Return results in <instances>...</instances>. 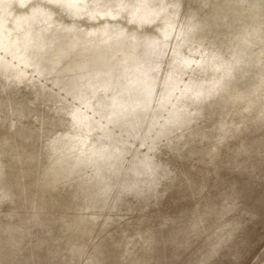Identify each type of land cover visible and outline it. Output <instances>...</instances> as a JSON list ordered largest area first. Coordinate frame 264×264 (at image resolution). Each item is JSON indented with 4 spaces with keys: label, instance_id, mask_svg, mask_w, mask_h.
Here are the masks:
<instances>
[{
    "label": "rangeland",
    "instance_id": "1",
    "mask_svg": "<svg viewBox=\"0 0 264 264\" xmlns=\"http://www.w3.org/2000/svg\"><path fill=\"white\" fill-rule=\"evenodd\" d=\"M140 1L85 0L83 10L67 13L75 1L0 0V60L16 67L0 74V264H264V78L226 107L241 113L258 91L256 105L235 116L234 127L218 125L225 94L261 63L234 73L214 95L180 105L176 97L197 76L207 45H189V66L169 93L164 83L180 27L173 25L155 57L148 49L154 40L136 17L156 5ZM184 26L196 30L195 21ZM46 37L61 49L140 48L124 59L118 97L102 91L83 102L50 69H34L10 48L29 38L43 52L52 46ZM27 94L63 124V144L48 141L51 162L62 166L48 184L40 175L52 178L49 163L14 159L17 145L43 143L34 136L48 122ZM181 113L187 123L162 129ZM131 171L145 180L130 179ZM71 184L83 197L66 189Z\"/></svg>",
    "mask_w": 264,
    "mask_h": 264
},
{
    "label": "bare ground",
    "instance_id": "2",
    "mask_svg": "<svg viewBox=\"0 0 264 264\" xmlns=\"http://www.w3.org/2000/svg\"><path fill=\"white\" fill-rule=\"evenodd\" d=\"M183 8H184L183 10L184 16L190 12H195L196 15V21L198 25H197V31H194L192 34V39L195 40L193 42L199 44L205 43L208 46L212 45L211 48L212 47L216 48L214 50L217 51L214 52L215 57H222V59L226 58L227 61H229V65H232V67H234L233 65L236 66L237 64L238 66L241 63L245 64L246 61L248 60L249 61L253 60L254 57L256 56L255 54H258L259 57H262L261 68L257 72L249 74L246 78H244L241 81L237 89L225 94V96L223 97V105L220 107L222 114L218 118V125L220 131L228 128L229 126L234 127L233 125H235V118H236L235 116L240 115L242 112L247 113L249 111L248 107H253L254 105H256L255 103H257L256 102L257 100L254 99V95L258 91L252 94L250 101L248 102V105H246L243 108L241 113L233 112V111L231 113V110L228 107H226V105L227 104L230 105L231 103L238 100L237 98L238 95L236 94L237 92L240 91L244 92L253 89V87L258 84L257 82L260 79L262 80L264 78V0H186V3L183 6ZM28 23L31 24H29L30 27L28 28L26 37L29 34L28 33L29 29L33 25V20L32 22L28 21ZM182 31L185 32L184 42L186 43V37H187L186 33L188 34V31L186 32L185 27ZM26 44L22 39V42L20 43L21 48H16L13 46H10V48H15L13 52L16 56L25 55V58L27 60L33 62L35 58L33 56H29L27 53V50L30 52L33 51V47H32L33 42L31 41V39L26 38ZM105 47L107 46H101L99 48L102 49L101 51V53H103L102 57H105L106 54L107 57H105L106 59H103L101 56L97 57L99 58L98 62L100 63V65H96V66L94 65L95 68L93 69V73H89L88 75L85 72L83 73L81 72L79 74L83 77V79H88V81L91 79L99 78L98 80L96 79L97 81L93 83L94 86H98L99 88L102 86V87H106L107 88L106 90H108L109 88L110 90L112 88L121 90L122 88L121 82H123L122 79L124 74L121 73V71L117 72V69L120 70L119 66L122 65V61L121 62L112 61L111 60L112 57L108 55L113 51V47L108 46L109 47L108 49H105ZM67 49L69 52L70 49L68 47L66 48V50ZM220 49H222V51ZM88 52L92 53L93 51H88ZM34 53H38V49L35 50ZM113 53H116V50L113 51ZM69 54L71 56V54L73 55V52ZM66 59H67L66 56H62V58L57 59V61L61 62L63 65ZM206 62L207 63L213 62L212 56L209 53L206 54ZM65 70L66 73L67 71L70 73L67 74L68 77L66 76L65 77L66 79L70 78L71 80L72 79L71 76H74L76 74V73H74L73 75L71 74V72L74 69L72 70L66 68ZM76 81L78 80L76 79ZM29 97L30 99L28 101V104L31 106V109L33 110L35 109L36 111L45 113L44 115L45 118H48L49 120L47 119L48 122H46L44 125L46 130L40 132V135L34 136V137H42L43 143L39 147L36 146L34 148L33 147L27 148L25 147L24 144L17 145L14 148V154H15L14 159L20 162L29 159L32 165L34 164L39 165L41 160L43 161L42 166L44 163L45 164L49 163L48 164L49 172L46 173H49V176H52V178H45L42 172L40 175V177H42L40 178V182H43L44 180L43 183L48 184L49 180L50 181L54 179L56 180V177L54 176L56 173L62 171V169L59 168L62 166H57V164L51 162V159L49 157V152L47 150V145H48V141L50 142L52 141V143L53 142L55 143L56 141L62 142L60 137L63 131V127H62L63 124L59 123V125L56 126L55 122L57 120V117H55L53 114H52L53 116L49 115L45 111V109L40 108L42 106L39 105V102L34 97L30 95ZM9 98L10 96L8 97V94H6L5 100L3 101L6 102ZM35 102L37 103V105ZM182 118L184 119L185 117L182 115ZM186 121L188 122V120ZM238 125L239 124H237L236 126ZM190 149L191 148H188L187 151L184 152V154L185 153L188 154ZM40 151H43V155H39ZM66 189H74L76 190L78 195L83 197L82 193L80 192V190L76 185L71 184Z\"/></svg>",
    "mask_w": 264,
    "mask_h": 264
},
{
    "label": "water",
    "instance_id": "3",
    "mask_svg": "<svg viewBox=\"0 0 264 264\" xmlns=\"http://www.w3.org/2000/svg\"><path fill=\"white\" fill-rule=\"evenodd\" d=\"M74 3L75 4H72L70 5V7L67 8V13L76 11V9L78 11H81L84 9L83 6L85 3V0H76ZM140 3L143 6L148 3L156 5V9L153 11L152 14L151 13L147 14V12H145L144 14H141V15L139 14V17H136L139 20V27L141 26L143 29H145L144 31H147L149 37H151L154 40V42L148 49L152 50L153 55L155 57L160 55L159 50L158 49L155 50V48L156 46L159 48L160 46H162L164 48L162 41L166 39L168 31L171 28H172L171 31L173 30V25H175L177 28L180 27L178 28V32L175 33V38L177 40L180 39L179 43L176 45V46L179 45L178 46L179 49L175 53L172 52L171 55H169L170 60H171V71L164 83L169 93H172L175 90L176 85L180 81L179 77L185 74V71L187 70L189 66L188 57H185V56H188L186 55V52H188L187 50H188L189 45L193 43V41H195L192 39V34L194 32L193 31L188 34L186 33L187 37H186V43H185L184 42L185 32L182 31L181 27L183 25V29H184L185 27L184 25L186 23L195 21L196 23L195 31H197L198 23L196 21L195 12L187 13L186 14L187 16L185 15L186 16L185 17L183 15L184 8H183L182 0H142L140 1ZM69 18L70 17L68 16V19ZM152 22H156V23L152 25ZM65 29H70V27H67ZM34 38L41 44L45 40V38L42 37L40 34L39 35L36 34ZM48 41H50V45L52 44V46H50L45 51L43 49V52L40 51L38 53H34V51L30 52L27 50L28 55L33 56L35 58L33 62L32 61L30 62L38 66L36 68L32 66L34 69H39V70L40 68L42 70L44 68L50 69L51 73H54L55 75V81L59 85L63 84L64 86H66V88L69 89L68 91L71 92L75 97L81 96L82 99H84L83 102H89L86 96L91 95V97L93 98L95 96H98V94L101 93L102 91H104V96L108 95V93L110 92L109 94L112 97H118L117 95L120 92V90L113 89V88L111 90L110 88L108 90H105L106 87H102V86L99 88L98 86L93 85V83L96 82L99 78L91 79L88 81V79H83V77L79 74L81 72L82 73L85 72L89 75V73H93V69L95 68L94 65L95 66L100 65V63L98 62L99 58H96V56L98 57L103 56V53H101L102 51L101 48L97 47L98 49L95 48L93 50H90L93 52L89 53L88 50L81 51L79 49L77 50V48L69 46L68 48L70 49V51L68 52V49L66 50L67 47L64 48L63 44H62L63 47L61 49L59 46L53 45V43H51V40L49 38H48ZM108 46L113 47V51L116 50V53H113L112 51L111 53H109L108 56L112 57L111 58L112 61H115V62L122 61V65L119 66L120 70L117 69V72L121 71V73H123V69H124L123 64L125 63L124 59H126L131 54V52L134 50V48H136V46L138 47L139 45L138 44L129 45L125 43L124 45H121V46H114V45H108ZM108 46L105 47V49H108L109 48ZM211 46L212 45H209V46L207 45L206 48L208 49V51L206 49L201 62L196 63L195 72H197V76L191 78L185 90L177 95L176 100L179 102L180 105L182 103H188L189 101L192 102V101L204 100L205 98L214 95L220 89L222 84L234 73L240 72L243 69L250 70L254 65L261 63V60H262V57L254 55L255 57L253 60L251 61L248 60L246 61L245 64L241 63L238 66L236 64V66L233 65L234 67H232V65H229V61H227L226 58H223L225 59L223 60L222 57H215L214 52H217V51L214 49L216 48H213V47L211 48ZM53 47L57 49V52L59 53L58 55L53 54L51 52V50H53ZM220 50L222 51V49ZM71 52H73V55L71 54L70 56L69 53ZM79 52H82V53H79ZM126 53H129V54L126 55ZM207 53H209L212 56L213 62H210V63L206 62ZM62 56L67 57L63 65L61 62L57 61V59L62 58ZM105 57H107V54ZM105 57H102V58L106 59ZM15 68L16 67L12 65L11 62L0 60V74L4 73L3 70L7 71L9 69H15ZM66 68L72 69V70L74 69L71 72V74L73 75L74 73H76L74 76L78 77L79 79L74 76H71L72 77L71 80L70 78L66 79L65 77L66 76L68 77L67 74H70L68 71L67 73L65 72ZM200 75H203L204 77L198 78V76ZM139 77L140 76L138 75L132 81L134 86L136 87H138L140 82L143 81V80H139ZM76 79L78 81H76ZM0 80H2L1 75H0ZM165 101H167V97L162 102L165 103ZM142 106L145 107L146 106L145 103L140 104L137 107H142ZM100 107H103V105H100ZM182 114L183 113L174 114L169 119L165 120V122L161 126L162 129L165 130V129H171L174 127L181 128L182 125H184L187 120L185 118L184 119L182 118ZM131 177H133L134 181L138 182L139 184H141V182L145 180L143 179L144 175H142V173H140L139 171H131L129 178L131 179Z\"/></svg>",
    "mask_w": 264,
    "mask_h": 264
}]
</instances>
